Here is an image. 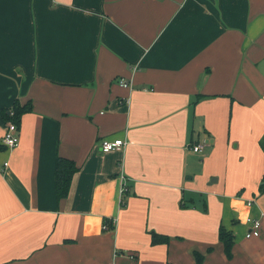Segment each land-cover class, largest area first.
Instances as JSON below:
<instances>
[{"label": "crops", "instance_id": "0c3cea01", "mask_svg": "<svg viewBox=\"0 0 264 264\" xmlns=\"http://www.w3.org/2000/svg\"><path fill=\"white\" fill-rule=\"evenodd\" d=\"M16 101L0 264H264V0H0V138Z\"/></svg>", "mask_w": 264, "mask_h": 264}, {"label": "trees", "instance_id": "16d2710c", "mask_svg": "<svg viewBox=\"0 0 264 264\" xmlns=\"http://www.w3.org/2000/svg\"><path fill=\"white\" fill-rule=\"evenodd\" d=\"M31 109V104L28 101L25 104H20L19 102H14L11 107V111L9 113H4L7 121L14 122L15 124L19 123L20 117L22 113ZM258 143L264 152V133L260 136ZM76 170V165L73 160L65 158V157H57L55 161V191L57 198H61L67 195L68 188L70 185V180L72 174ZM123 194L127 193V188L123 190ZM258 191H264V169L263 174L258 186ZM105 224L107 228H113L112 220L105 219ZM219 238L223 243L224 251L226 255L231 254V246H232V237L229 232L225 231L222 227L219 228ZM169 240V236L165 234H160L157 232H151V242L159 243V242H167ZM210 248L207 250L209 251ZM193 255L197 261V263H201L203 260V254L197 250H193Z\"/></svg>", "mask_w": 264, "mask_h": 264}, {"label": "built area", "instance_id": "2783aa9c", "mask_svg": "<svg viewBox=\"0 0 264 264\" xmlns=\"http://www.w3.org/2000/svg\"><path fill=\"white\" fill-rule=\"evenodd\" d=\"M119 82L122 85H126L127 82L123 78H119ZM19 142V130L17 124L14 122L8 121L4 132L0 138V143L6 146L8 149H12L15 147ZM125 144V140L123 138L114 137V138H107L104 137L99 141L100 150L103 152H107L116 148H120ZM201 148L200 144H195L192 149L199 150ZM6 164V162H4ZM125 189V183H122L121 191ZM247 205H252V199L247 201ZM245 222L249 225L245 236H256L260 234V220L248 215L245 218Z\"/></svg>", "mask_w": 264, "mask_h": 264}]
</instances>
